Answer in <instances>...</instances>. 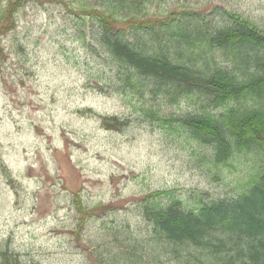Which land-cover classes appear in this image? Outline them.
<instances>
[{
  "label": "rangeland",
  "instance_id": "1",
  "mask_svg": "<svg viewBox=\"0 0 264 264\" xmlns=\"http://www.w3.org/2000/svg\"><path fill=\"white\" fill-rule=\"evenodd\" d=\"M105 6L27 0L14 28L0 33V263L6 252L20 264H116L117 250L136 241L138 253L151 247L157 264H173L140 212L143 201L171 192L158 203L193 207L239 192L245 161L218 170L179 122L200 111L198 98L172 100L153 82L120 79L126 69L87 15ZM137 12L153 26V36L139 35L154 50L167 46L175 21L213 32L234 15L264 33V0H148ZM119 26L135 42L132 28ZM206 58L225 61L220 50ZM104 117L127 125L106 130ZM77 203L94 215L82 219Z\"/></svg>",
  "mask_w": 264,
  "mask_h": 264
},
{
  "label": "trees",
  "instance_id": "2",
  "mask_svg": "<svg viewBox=\"0 0 264 264\" xmlns=\"http://www.w3.org/2000/svg\"><path fill=\"white\" fill-rule=\"evenodd\" d=\"M26 1L3 5L0 0V33L14 28ZM147 2L105 0L104 10H87L97 24L99 43L126 69L120 79L129 85L132 78L153 82L172 100L180 93L198 98L200 111L179 121L184 131L210 149L207 160L218 170L240 158L247 168L236 196L187 207L175 198L160 204L158 198L171 192H157L143 201L140 212L158 241L170 248L173 264H264V33L234 15L233 24L213 32L173 21L165 33L167 46L150 49L147 40L153 41L139 33L153 36V26L137 12ZM119 25L132 28L136 45ZM214 50L222 52L223 63L206 58ZM102 120L106 130L127 125L117 118ZM77 206L82 219L96 211ZM139 245L130 241L118 249L116 264H157L155 250L147 247L141 254ZM1 258L0 264H20L10 253L2 252Z\"/></svg>",
  "mask_w": 264,
  "mask_h": 264
}]
</instances>
